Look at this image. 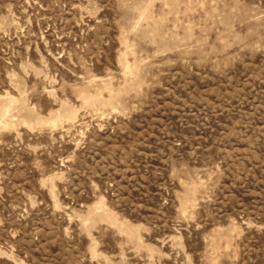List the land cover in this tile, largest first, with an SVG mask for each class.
Returning <instances> with one entry per match:
<instances>
[{"label":"rangeland","instance_id":"obj_1","mask_svg":"<svg viewBox=\"0 0 264 264\" xmlns=\"http://www.w3.org/2000/svg\"><path fill=\"white\" fill-rule=\"evenodd\" d=\"M0 264H264V0H0Z\"/></svg>","mask_w":264,"mask_h":264}]
</instances>
